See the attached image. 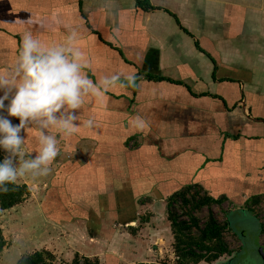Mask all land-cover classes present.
I'll return each instance as SVG.
<instances>
[{
    "label": "crops",
    "instance_id": "1",
    "mask_svg": "<svg viewBox=\"0 0 264 264\" xmlns=\"http://www.w3.org/2000/svg\"><path fill=\"white\" fill-rule=\"evenodd\" d=\"M150 1L157 9L136 0H0V70L26 32L47 43L75 33L94 82L136 76L135 88L118 83L86 100L80 119L92 125L60 139L49 174L35 178L47 187L60 180L90 209L81 249L88 256L108 247L111 220L125 227L134 254L142 209L130 200L151 199L154 240L170 226L167 199L184 186L229 202L264 195V0ZM36 131L21 133L27 159L39 147ZM40 211L46 217L43 203ZM51 221L56 231L78 224Z\"/></svg>",
    "mask_w": 264,
    "mask_h": 264
},
{
    "label": "clouds",
    "instance_id": "2",
    "mask_svg": "<svg viewBox=\"0 0 264 264\" xmlns=\"http://www.w3.org/2000/svg\"><path fill=\"white\" fill-rule=\"evenodd\" d=\"M75 36L66 43H47L26 32L14 62L0 70V151L6 153L0 161V193H7L8 185L20 178L49 174L59 154V140L76 133L82 123L92 125V120L80 119L86 100L111 91L118 83L121 88L137 86L135 75H125L126 83L121 75L95 82L89 78L90 65L73 46ZM137 126L142 127L139 122ZM29 129L37 130L39 147L24 159L26 138L21 133L28 135Z\"/></svg>",
    "mask_w": 264,
    "mask_h": 264
},
{
    "label": "rangeland",
    "instance_id": "3",
    "mask_svg": "<svg viewBox=\"0 0 264 264\" xmlns=\"http://www.w3.org/2000/svg\"><path fill=\"white\" fill-rule=\"evenodd\" d=\"M0 153L4 159L6 153L4 151H0ZM27 156V153L24 152V159H27ZM16 183L27 184L31 194L22 204L12 209L3 210L0 208V230L6 240V246L0 255V264H16L21 257L36 250L45 249L43 247L52 246L54 243L56 246H60L57 252L54 251L59 258L68 260L67 258L77 252L85 255V253H81L84 245L82 243L85 240L82 235L85 233L88 221L79 218L80 220L77 221L78 224L74 229L67 231L59 229L60 231H56L57 227L53 228L49 224V222H53L49 221L47 216L44 217L40 211V205L44 200L43 193L45 189H49L47 187L49 182L40 186L41 184L36 179L28 175L18 179ZM143 199L138 200V205L135 200H130L137 209L138 207L142 209L139 217L141 221L139 220L136 224H138V230L143 229V232L135 241L137 248L132 250L134 254H131L130 247L124 246L125 239L129 238V235L125 233V227L121 226L120 222L111 220L109 224L113 228L108 231V247L105 244L102 245L106 247L104 253L91 257L98 256L102 259V264H135L138 262L174 264V237L171 228L170 226L161 225L154 234L156 238L153 240V232L151 231L153 224L148 223L152 214L146 211L149 207L147 203L151 199L149 201L144 199L145 203L141 204ZM178 205H181V203ZM249 207H253L254 211L250 210ZM212 211L221 222L228 223L229 230H227L226 239L233 250V255L224 256L219 260L229 264H264L260 254L261 246L264 247V195L260 202L254 206L248 205V207L241 208L234 205V203L232 204L231 201H225L222 205L213 204ZM166 213V218H168V208ZM208 214L209 207H204L196 212L201 224L206 221ZM164 220L166 221V219ZM58 225L62 224L58 223ZM128 232H132L130 228ZM88 233L90 234L89 231ZM138 233L134 234L138 236ZM91 234L94 236L97 233L92 231ZM114 242H119V245L116 246ZM91 244L94 245L95 242L93 241ZM97 252L100 251L97 250ZM92 254H95V252H92ZM211 264H215V262Z\"/></svg>",
    "mask_w": 264,
    "mask_h": 264
},
{
    "label": "trees",
    "instance_id": "4",
    "mask_svg": "<svg viewBox=\"0 0 264 264\" xmlns=\"http://www.w3.org/2000/svg\"><path fill=\"white\" fill-rule=\"evenodd\" d=\"M136 4L146 11L157 9L150 0H136ZM197 46L200 48L198 42ZM2 160L3 156L0 153V161ZM8 187L7 193H0V208L3 210L12 209L22 204L31 194L27 184L16 183L8 185ZM262 197L263 194L253 195L244 202L235 199L231 203L240 207L254 206L260 202ZM225 201H229L225 195L215 198L199 184L184 186L167 199L168 221L174 237V264H211L233 253L226 239V233L229 230L228 223L221 222L212 211L213 204L222 205ZM42 203L46 216L57 224L77 222L80 220L79 218L88 222L94 220L88 214L90 209L75 203L60 180L54 181L49 187ZM144 203L143 199L141 204ZM179 203L181 205H178ZM204 207H209V214L206 221L201 224L196 212ZM249 209L254 211L253 207H249ZM137 231V228L133 229V233ZM105 233L108 234V232ZM5 246L6 240L0 230V255ZM16 264H102V259L98 256L91 257L77 252L69 261L57 257L54 252L48 249H39L21 257ZM135 264L147 263L138 262Z\"/></svg>",
    "mask_w": 264,
    "mask_h": 264
},
{
    "label": "water",
    "instance_id": "5",
    "mask_svg": "<svg viewBox=\"0 0 264 264\" xmlns=\"http://www.w3.org/2000/svg\"><path fill=\"white\" fill-rule=\"evenodd\" d=\"M239 208V207H238ZM241 208H243V207H241ZM261 250H262V253H263V256H264V248L263 247H261ZM215 264H229L228 262L226 263V262H223V261H221V260H218L217 262H215Z\"/></svg>",
    "mask_w": 264,
    "mask_h": 264
},
{
    "label": "flooded vegetation",
    "instance_id": "6",
    "mask_svg": "<svg viewBox=\"0 0 264 264\" xmlns=\"http://www.w3.org/2000/svg\"><path fill=\"white\" fill-rule=\"evenodd\" d=\"M261 245V244H260ZM261 247H263V246H261ZM264 248V247H263ZM260 254H261V257H262V259H263V263H264V256H263V253H262V250L260 249ZM231 255H233V253L231 254Z\"/></svg>",
    "mask_w": 264,
    "mask_h": 264
}]
</instances>
